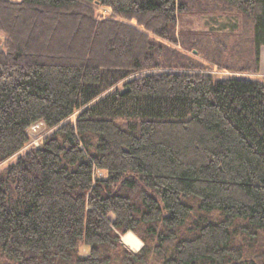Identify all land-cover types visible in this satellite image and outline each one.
<instances>
[{"label":"trees","instance_id":"1","mask_svg":"<svg viewBox=\"0 0 264 264\" xmlns=\"http://www.w3.org/2000/svg\"><path fill=\"white\" fill-rule=\"evenodd\" d=\"M0 34V264H264V79L208 72L258 70L264 0H0Z\"/></svg>","mask_w":264,"mask_h":264},{"label":"rangeland","instance_id":"2","mask_svg":"<svg viewBox=\"0 0 264 264\" xmlns=\"http://www.w3.org/2000/svg\"><path fill=\"white\" fill-rule=\"evenodd\" d=\"M204 3L212 8L215 6L211 2L205 1ZM98 12L100 14L107 15L110 13V9L101 6L98 7ZM176 30L181 32L213 33V36L204 37L202 40V44L206 46L207 49H218L224 47L225 51L229 53L231 52L232 55L236 54L235 58H240L239 61L246 57L250 61V64L253 66V64L251 63V53L249 51L247 52V48H251V45L248 43L250 27L240 13L222 12L218 10H212L211 12H199L197 8L193 7L192 11L184 12L179 15V17L177 18ZM1 37L2 35L0 34V38ZM209 39L211 40L210 44L204 42L205 40ZM188 54L196 56L197 58H201V55H197V50L189 51ZM252 66L249 67L248 70L243 71L232 69H218L217 67L213 66V68L209 69L208 72L215 78L240 76L263 80L264 46L260 51L258 70H254ZM74 116L75 115H73L71 118L73 119ZM28 132L30 135V142L27 144L26 149L30 148L31 145H37L41 141V138L49 134L51 130L47 129L42 122H38L30 126ZM14 159V157L10 158L9 160H6L2 164H0V170L6 167L10 163V161ZM99 174H101V172H99ZM135 244H137V247L135 249L129 248L126 244L124 245L130 250H137L142 245V243L138 239L135 241ZM81 251L85 252V247H82ZM151 264H158V262L153 259Z\"/></svg>","mask_w":264,"mask_h":264},{"label":"bare ground","instance_id":"3","mask_svg":"<svg viewBox=\"0 0 264 264\" xmlns=\"http://www.w3.org/2000/svg\"><path fill=\"white\" fill-rule=\"evenodd\" d=\"M30 128V127H29Z\"/></svg>","mask_w":264,"mask_h":264}]
</instances>
